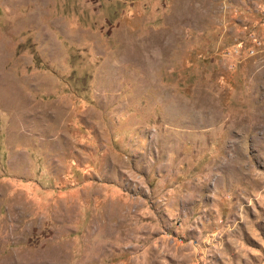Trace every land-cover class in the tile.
Here are the masks:
<instances>
[{
  "label": "rangeland",
  "instance_id": "374dc122",
  "mask_svg": "<svg viewBox=\"0 0 264 264\" xmlns=\"http://www.w3.org/2000/svg\"><path fill=\"white\" fill-rule=\"evenodd\" d=\"M0 264H264V0H0Z\"/></svg>",
  "mask_w": 264,
  "mask_h": 264
}]
</instances>
